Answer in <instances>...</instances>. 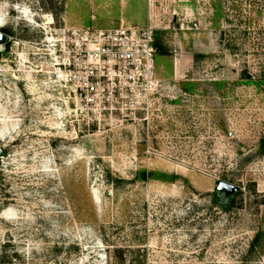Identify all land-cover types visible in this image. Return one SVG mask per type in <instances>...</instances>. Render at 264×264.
<instances>
[{"label":"rangeland","instance_id":"obj_1","mask_svg":"<svg viewBox=\"0 0 264 264\" xmlns=\"http://www.w3.org/2000/svg\"><path fill=\"white\" fill-rule=\"evenodd\" d=\"M94 7L0 0V264H264V0L165 3L128 100L64 77Z\"/></svg>","mask_w":264,"mask_h":264},{"label":"built area","instance_id":"obj_2","mask_svg":"<svg viewBox=\"0 0 264 264\" xmlns=\"http://www.w3.org/2000/svg\"><path fill=\"white\" fill-rule=\"evenodd\" d=\"M154 41L151 27L74 31L64 39L71 50L63 44L60 66L67 69L66 82L74 84L80 95L95 91L99 99H136L140 91L155 87Z\"/></svg>","mask_w":264,"mask_h":264},{"label":"crops","instance_id":"obj_3","mask_svg":"<svg viewBox=\"0 0 264 264\" xmlns=\"http://www.w3.org/2000/svg\"><path fill=\"white\" fill-rule=\"evenodd\" d=\"M180 1H183V0H180ZM168 2H170V0H89V3L92 6V8H95L94 4H96L98 9L109 10V9H111V4H113V3H117V5H119V8H120L119 9V16H118L116 21L108 23L107 28L95 29V31L114 30V29H117L121 26L142 29L147 24L151 23V21L153 23H156L158 21V19H163V18L167 17V15L169 14V9H167V8L165 9L164 4L166 3V5H168ZM125 3L130 4V9L132 11H134L133 10L134 6L136 8V6H139V4L144 5L143 8H145V10H146V19H145L144 25H142L141 27H138L133 22L127 21L128 18L122 16L121 10L123 11V9L125 7L124 6ZM134 3H135V5H134ZM145 4H146V7H145Z\"/></svg>","mask_w":264,"mask_h":264},{"label":"trees","instance_id":"obj_4","mask_svg":"<svg viewBox=\"0 0 264 264\" xmlns=\"http://www.w3.org/2000/svg\"><path fill=\"white\" fill-rule=\"evenodd\" d=\"M2 34L7 38H9L10 36H11V33H10V31L8 30V29H4V30H2ZM0 45H8L7 44V41H2V42H0ZM154 48H155V51L157 52L158 51V46L155 44V41H154ZM155 56H156V54H155Z\"/></svg>","mask_w":264,"mask_h":264},{"label":"water","instance_id":"obj_5","mask_svg":"<svg viewBox=\"0 0 264 264\" xmlns=\"http://www.w3.org/2000/svg\"><path fill=\"white\" fill-rule=\"evenodd\" d=\"M4 40H5V38L2 35H0V42H2Z\"/></svg>","mask_w":264,"mask_h":264},{"label":"flooded vegetation","instance_id":"obj_6","mask_svg":"<svg viewBox=\"0 0 264 264\" xmlns=\"http://www.w3.org/2000/svg\"><path fill=\"white\" fill-rule=\"evenodd\" d=\"M238 193H239V192H237V194H238ZM235 194H236V193H235ZM235 194H233V197L235 196ZM230 201H232V199H231ZM230 201H229V202H230Z\"/></svg>","mask_w":264,"mask_h":264}]
</instances>
